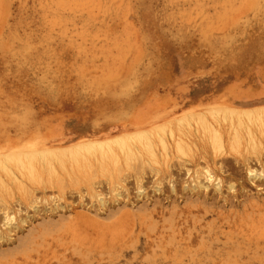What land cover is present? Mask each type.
Returning <instances> with one entry per match:
<instances>
[{
	"label": "rangeland",
	"instance_id": "obj_1",
	"mask_svg": "<svg viewBox=\"0 0 264 264\" xmlns=\"http://www.w3.org/2000/svg\"><path fill=\"white\" fill-rule=\"evenodd\" d=\"M216 101L264 104V0H0V153L163 124L197 141L1 174L0 264H264V130L178 134Z\"/></svg>",
	"mask_w": 264,
	"mask_h": 264
},
{
	"label": "bare ground",
	"instance_id": "obj_2",
	"mask_svg": "<svg viewBox=\"0 0 264 264\" xmlns=\"http://www.w3.org/2000/svg\"><path fill=\"white\" fill-rule=\"evenodd\" d=\"M210 105L204 113H197V115L184 113L176 117L178 134L182 133L184 127L190 126L192 119L195 118L194 121L202 126L204 136L209 137L212 143L222 150L223 140L229 141L231 146L238 141L253 142L257 129L264 130V104L239 107L227 101H216ZM199 115L209 118L216 126L207 125ZM167 137L173 142L177 141L175 147L181 153L184 152L182 143L187 148L190 144L197 145V141L191 138L188 141L176 140L172 129L163 124L159 127L152 125L135 128L130 132L117 135L106 134L100 138L79 140L62 148L26 146L19 150H7L0 153V190L5 189L9 184L1 174L10 182L16 181V185L19 186L21 185L19 177L37 179L39 172L51 174L55 171L56 164L62 166L66 160L87 165L89 158H93L101 166L105 160L117 162L118 156L125 160L135 156L143 162H155L157 153L166 151ZM205 172L206 179L211 180L210 173L207 170ZM198 187L203 186L198 183ZM103 201L100 198V202ZM11 221V217L5 216L4 225H11Z\"/></svg>",
	"mask_w": 264,
	"mask_h": 264
}]
</instances>
